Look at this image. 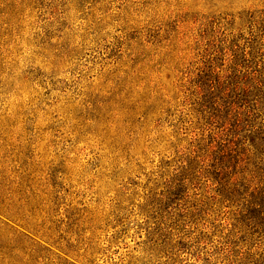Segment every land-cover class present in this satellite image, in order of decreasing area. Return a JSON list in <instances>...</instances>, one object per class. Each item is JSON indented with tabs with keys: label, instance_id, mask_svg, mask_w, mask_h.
<instances>
[{
	"label": "rangeland",
	"instance_id": "374dc122",
	"mask_svg": "<svg viewBox=\"0 0 264 264\" xmlns=\"http://www.w3.org/2000/svg\"><path fill=\"white\" fill-rule=\"evenodd\" d=\"M258 87L264 0H0V264H264L208 174Z\"/></svg>",
	"mask_w": 264,
	"mask_h": 264
},
{
	"label": "trees",
	"instance_id": "16d2710c",
	"mask_svg": "<svg viewBox=\"0 0 264 264\" xmlns=\"http://www.w3.org/2000/svg\"><path fill=\"white\" fill-rule=\"evenodd\" d=\"M252 93L253 91L248 88H243L239 94L235 93L233 99L234 102L236 97H239L236 102L239 105L235 106L233 102L231 103L233 105H228L230 116L226 114V117L223 118V131L226 136L232 134V139L223 145L221 144L217 152L214 153L211 162L215 163L211 166V172L208 174L213 176L220 185V192L229 201L236 202L244 197L248 208V211L246 210L244 213L247 215L246 219L249 221L254 219L257 223L258 220L264 221V182L259 180L264 173V162L252 161L251 155H247L250 152L246 148L241 149V151L238 150L248 140L257 153H254L256 158L260 160L263 157L264 159V124L257 122L256 111L247 110L242 114L238 110L241 108V104L248 103L249 97L254 100L253 109L257 110L259 100L264 98V89L258 87L256 89L257 94ZM238 133L247 135L239 141L236 139Z\"/></svg>",
	"mask_w": 264,
	"mask_h": 264
}]
</instances>
